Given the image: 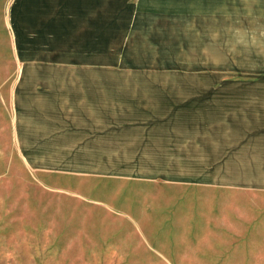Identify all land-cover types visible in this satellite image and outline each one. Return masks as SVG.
Listing matches in <instances>:
<instances>
[{
    "label": "rangeland",
    "instance_id": "374dc122",
    "mask_svg": "<svg viewBox=\"0 0 264 264\" xmlns=\"http://www.w3.org/2000/svg\"><path fill=\"white\" fill-rule=\"evenodd\" d=\"M30 1L0 0V264H264L252 192L264 175V0H123L104 20L121 28L37 31L23 44L16 14ZM37 3L57 11L51 21L66 6ZM127 7L139 12L134 32L118 16ZM63 33V46L47 36ZM14 46L125 47L104 53L116 65L103 68V123L120 129L103 145L115 177L26 169ZM240 219L250 233L237 235Z\"/></svg>",
    "mask_w": 264,
    "mask_h": 264
},
{
    "label": "crops",
    "instance_id": "0c3cea01",
    "mask_svg": "<svg viewBox=\"0 0 264 264\" xmlns=\"http://www.w3.org/2000/svg\"><path fill=\"white\" fill-rule=\"evenodd\" d=\"M35 1L28 2L22 14H16L23 44L37 43L32 39L37 31L74 33L83 30L85 34H94L95 31L110 32L123 26L120 22L113 25L104 23L105 19H112L115 12H119L123 0H66L65 8L62 13H57L54 21L49 18L57 11L38 3L34 6ZM138 2L128 0L127 4ZM138 15L134 7H127L118 14L120 19L126 20L131 32H134ZM90 18L99 21L91 24L87 22ZM65 33L47 36L54 44L63 46L69 42L66 37L71 36ZM96 43L87 45L91 47ZM89 47H21L17 50L14 46L18 66L14 90V138L18 155L32 174L103 179L115 177L119 172L115 171L113 163L103 160L104 143L120 130L117 125L103 123L104 82L110 78L103 76V68L116 66L104 63V53L124 52L125 47ZM252 192L254 195L260 193L263 201L260 222L256 220L254 227V235L258 237L261 234L258 230L264 229V175L261 187L255 186ZM250 224L240 219L237 235L250 233ZM225 225L224 237L227 236ZM261 242L264 244L263 239Z\"/></svg>",
    "mask_w": 264,
    "mask_h": 264
}]
</instances>
